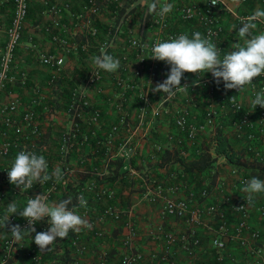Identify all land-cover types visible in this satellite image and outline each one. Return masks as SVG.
Listing matches in <instances>:
<instances>
[{
  "label": "crops",
  "instance_id": "crops-1",
  "mask_svg": "<svg viewBox=\"0 0 264 264\" xmlns=\"http://www.w3.org/2000/svg\"><path fill=\"white\" fill-rule=\"evenodd\" d=\"M98 10L92 9L88 0H28V10L24 19L22 35L16 47L13 57L11 73L14 78L9 80L0 94V104H6L14 97H19V105L13 110L12 116L20 119L27 104L33 97L40 95V101L35 105L39 114L38 126L41 137L36 141L45 147L44 157L49 160V174L59 165L55 158V146L59 135L70 129L71 118L67 111V102L73 94H84L88 105L81 120V130L89 133L90 138L83 141L81 135L71 147L68 160L72 173L68 179L72 185L78 187L93 182L97 185H107L114 189L112 199L119 216L106 215L99 226L101 232L95 234L94 230L84 228L79 233L70 231L68 238L57 240L50 251L43 254V264H121L123 255L139 250L141 258L137 264H167L158 254L162 249L163 241L152 231L176 230L182 231L189 224L193 225L200 235V244L195 253L201 264H257L259 256L248 255L246 247H242L235 241L227 242L223 251L221 263L211 253L209 233L207 231L208 214L200 215L199 222L189 221L168 215L161 218L159 209L162 202L160 197L149 199L146 194L147 181L151 178L163 179L169 176L170 183L177 185V195H184L188 187H198L201 177L190 175L180 170V163L175 160V153L179 147L186 150V154L178 157L193 159L200 149L210 147L212 135L209 131L200 132L190 141L184 140L181 145L168 139L169 134L176 135L177 129L172 121L175 111L184 105H188L187 98L193 96L199 103L196 109V118L201 119L204 105L212 99L220 110V119L223 123V131H226L232 142L233 148L243 152L242 142L233 136L231 131L232 121L236 117L229 104L233 99L242 103L243 107L251 110L255 117L258 109L254 107V100L250 94L249 85L238 92L236 89L225 90L224 82H215L211 72L205 74L186 72L181 80V91L168 99L167 94L153 92L156 84L163 82L170 72L169 67H160L150 73L138 67V50L129 44L133 36L143 41L161 34L163 30L156 24L149 22L147 9L140 5L139 0H96ZM151 2V0H149ZM165 0H160L163 4ZM174 5L173 10L167 14L171 29H181L190 26L176 12V6L180 3L196 2L200 5L205 0H166ZM58 5L60 10L52 12L51 5ZM159 7V5H158ZM264 10V0H222L218 9L220 20L223 24L221 41L223 42L221 58L227 52L232 51L233 43H243L239 38L238 30L242 26L236 19V14ZM10 9L8 4H0V48L5 39V26L9 21ZM264 33V28L257 23V29L253 35ZM53 34L66 38V45L62 48L59 42L52 38ZM101 48L108 54L119 59L120 68L109 73L101 69V79L96 86L87 82L89 73L94 69L92 57L101 54ZM56 54L61 57L57 67L50 66L42 59V55ZM128 54V62L123 67L121 56ZM148 54V52H147ZM152 53L149 54V58ZM151 61H159L150 58ZM21 72L25 73V79L21 80ZM119 77H126L130 81L138 83L137 90L125 89L123 91V105L127 111L129 125L115 132L111 130V124L117 120L116 101L122 91L117 83ZM260 78L264 79V76ZM258 78H254L256 80ZM209 82H215L217 91L211 95L208 90ZM139 89L148 94V111L142 122H139L138 98ZM223 93L224 105L217 103L220 93ZM93 109L100 112L96 121L90 119ZM0 113V125L2 123ZM27 132V130H25ZM11 136H21L14 128L10 129ZM129 137L134 145L131 152L121 154L118 152L117 142ZM30 137H22V139ZM178 149V150H177ZM15 147L10 149L4 161L13 164L17 155ZM155 154V156H152ZM3 161V162H4ZM186 161V160H185ZM251 166L249 163L244 162ZM224 168L229 164L223 162ZM170 173V174H169ZM225 175V174H224ZM53 179V178H52ZM224 185L226 190H233L231 175H225ZM4 185L0 177V187ZM231 187V188H230ZM64 186L55 192V196L63 192ZM245 187H239L238 193L247 196L243 191ZM236 190V189H235ZM213 192L215 189L212 190ZM217 193H214V195ZM92 196V190L88 191ZM212 197H206L193 206L209 202ZM14 202L18 211L26 207L24 197H5L3 208L0 211L3 217L7 213V205ZM49 204L56 203L50 198ZM264 205V193L253 194L251 203H247L251 212V225L261 231L258 243L264 245V225L257 219L255 206ZM82 218H96L101 214L103 203L97 202L91 197L89 214L82 215L80 209L71 204L68 206ZM228 221L236 220V213L226 209ZM10 215V214H8ZM11 217H21L12 214ZM9 218V219H10ZM5 220L0 221V253L2 239L7 234ZM78 234L86 244L84 251L79 252L70 243L72 235ZM27 234L18 241L14 248L13 257L21 264L29 262ZM174 257L171 264H189V254L180 246H174ZM262 256L264 251L262 250ZM255 254V253H254Z\"/></svg>",
  "mask_w": 264,
  "mask_h": 264
},
{
  "label": "built area",
  "instance_id": "built-area-1",
  "mask_svg": "<svg viewBox=\"0 0 264 264\" xmlns=\"http://www.w3.org/2000/svg\"><path fill=\"white\" fill-rule=\"evenodd\" d=\"M92 9L98 10L99 5L96 0H88ZM222 0H217V4H211L210 0H205L204 4L200 5L196 2L180 3L176 6V12L181 19L190 23L189 27L181 29H171L169 26L168 15L161 18L155 14L149 15V22L151 24L158 25L163 32L161 34L153 36L147 41L141 40L137 36H133L129 44L138 50V67L143 71H149L154 73L160 67H169L165 61H151L149 54L152 53V48L157 42L169 41L174 38H178L182 34H187L189 38H192V34L200 32L204 38H210L211 41L216 44L220 49V56L222 52L223 42L220 40L223 33V24L220 20L218 9ZM6 3L10 9L9 21L5 26V39L0 48V94L5 88L7 82L14 78L11 73L14 52L17 45L20 42L24 19L28 10V0H0V4ZM159 8V7H158ZM52 12L57 13L60 7L56 4L51 5ZM255 11H249L246 13L236 14V19L240 25L242 21L252 15ZM264 28V23L257 21ZM58 34H53L52 38L57 40L62 48L66 45V38L59 37ZM148 52V54H147ZM42 59L50 66L57 67L61 62V57L56 54H43ZM123 67L127 64L129 58L128 54L121 56ZM95 74V75H94ZM101 69L94 67L89 73L87 82L90 85L96 86L101 79ZM264 76V75H261ZM257 77L253 80V83L249 85V90L252 98H255L257 92H264V79ZM25 79V73L21 72V80ZM216 82V80H215ZM215 82H209L208 90L211 95H214L217 91ZM117 83L120 86L122 94L116 101L117 120L111 124L112 131H119L121 128H126L129 125L127 111L123 105V91L125 89L137 90L139 85L135 81H130L126 77H119ZM217 96L215 101L224 105L225 99L221 92ZM138 98L140 99L138 105V120L142 122L146 112L148 111V94L139 89ZM40 95L33 97L27 104L23 111L21 118L16 119L12 116L13 110L19 105V97H14L6 104H0V113H2V123L0 125V177L3 180L4 185L0 187V211L3 208V202L5 197L11 196L12 198L24 197V201L27 206V201L31 198H35L36 195H42L46 197L47 202L50 197L60 187L66 185L72 168L68 160V154L73 146L74 142L81 135V139L85 140L87 133H83L81 130V120L84 115L88 100L82 93L73 94L67 102V111L71 118L70 129L62 132L57 141V145L53 151H55V158L59 165V169L63 174V179L60 182H56L55 178L50 179L44 184L34 183L31 189H27L21 192L20 188L11 184L8 178V171L12 164L6 163L4 158L9 154L10 149L15 147L17 153L21 151L35 152L37 155L44 156L45 147L39 144L36 139L41 137V131L38 126L39 114L35 105L39 103ZM188 105H184L177 109L172 116L173 124L177 129V134H169L168 139L176 142L177 145H181L183 141L194 140L200 132L209 131L212 136L216 131H223V123L220 119V110L213 103L212 99L208 101L203 108L201 119L196 118V109L199 103L191 95L187 99ZM229 107L236 112V117L232 121L231 131L233 136L242 142L243 152H240L241 159L247 162L258 170H264V107L259 105L255 106L258 109L257 116H253L251 110L243 107L242 103L238 100H233L229 104ZM100 112L93 109L90 114V119L96 121L99 118ZM14 128L17 132H21V136H11L10 129ZM27 130V132H25ZM22 137H30V139H22ZM214 140V139H213ZM118 152L121 154L129 153L133 150L134 145L129 137H125L117 142ZM218 166L224 168L223 162H226V157L217 153L213 147L208 149ZM178 153L180 156L186 154V150L179 147ZM152 156H155L153 154ZM48 165L49 160L46 158ZM4 161V162H3ZM49 169V167H48ZM216 168L212 169V173ZM225 169L227 172L218 171L215 179V184L207 188L202 186L199 189L195 187H188L184 195H177L175 192L178 190L177 185L165 181L163 179L151 178L147 181L148 187L146 194L149 199H156L160 197L162 199L159 215L161 218H165L168 215H173L178 218H184L189 221L199 222L200 215L203 213L208 214L209 222L207 223V231L209 233V240L211 247L215 250V256L217 262L221 263L223 259V251L227 242L235 241L242 247H246L248 255L259 256L257 264H264V256H262V250L264 251V245L258 243L261 236V231L258 227L251 225V212L247 204L246 196H242L238 193L239 187H246V184L252 179L251 176L245 173H240L237 167H228ZM231 175L233 180V190H226L227 187L223 183L225 175ZM170 176V175H169ZM168 176V177H169ZM211 188V189H210ZM215 189L213 192L212 190ZM236 189V190H235ZM92 190V196L88 195V191ZM214 193H217L214 195ZM83 196L87 201L86 207H81L78 202V197ZM212 197L209 202H202L203 204L193 206L195 202H199L206 197ZM91 197L97 202L101 201L103 207L101 214L96 218H87L92 225V230L95 234L101 232L99 223H101L106 215L119 216V211L115 208L112 202L114 197V189L107 185H97L90 182L87 185H82L76 188L75 205L80 209L82 215H88L90 207ZM241 207V208H239ZM236 208H239L237 210ZM226 209H230L236 213V220L230 224L227 218ZM257 211L258 222L264 225V205L262 203L255 206ZM4 220L3 215L0 213V221ZM46 217L43 221L37 222L34 227L36 232L46 231L49 228ZM19 224L21 229L29 227L28 220L24 217H11L7 224V234L2 239L0 264H21L13 257L16 241L9 232L11 225ZM27 231L29 242L27 245V254L29 255V262L24 264H43V254L47 251L40 252L39 247L36 245L34 237L35 232L30 234V230ZM152 234L162 239V249L158 254H152V256L159 257L161 260L172 263L174 257V246L180 243V246L189 254V264H201L198 256L195 253L196 247L200 244V235L196 228L189 224L184 230H162L159 232L152 231ZM219 241L220 245H214L213 242ZM70 243L79 252L84 251L86 244L80 238V235L74 234L70 239ZM52 248V245L50 246ZM255 253V254H254ZM141 258L139 250H133L123 255L121 264H137ZM104 260L100 261V264H104ZM244 264H248L247 262Z\"/></svg>",
  "mask_w": 264,
  "mask_h": 264
},
{
  "label": "clouds",
  "instance_id": "clouds-1",
  "mask_svg": "<svg viewBox=\"0 0 264 264\" xmlns=\"http://www.w3.org/2000/svg\"><path fill=\"white\" fill-rule=\"evenodd\" d=\"M140 5L147 9L149 15L165 17L172 10L174 5L167 3L166 0L160 4V0H139ZM211 4H217V0H210ZM159 5V8H158ZM257 21L264 23V10L257 9L252 15L242 21V26L238 30V35L243 43H233L230 52H227L223 58L220 57V49L217 48L210 38H204L200 32L192 34L189 38L187 34H182L178 38L169 41L157 42L152 48L150 58L165 61L171 66L167 78L163 82L156 84L155 88H150L153 92H163L167 94L168 99L175 96L176 92L181 91V80L186 72L205 74L211 72L217 84L221 79L224 82L225 90L236 89L241 91L245 86L251 85L254 78L264 75V33L253 35L257 29ZM92 63L95 67L114 73L120 68L119 59L108 54L101 48V54L92 57ZM95 75V74H94ZM202 76V75H201ZM234 100V96L231 97ZM252 103L264 107V92H257ZM48 162L43 155H37L35 152L21 151L8 171V178L11 184L20 188L21 192L31 189L34 183L44 184L52 178L56 182L63 179V174L59 168L48 172ZM247 193L245 199L247 203L253 200V194L264 193V181L253 177L243 189ZM71 198L49 204L46 197L36 195L27 201V206L18 211L14 202L7 205V213L4 216L6 223L12 214H19L26 218L29 227L21 229L19 224H13L10 233L16 242L28 234L35 232L34 237L36 245L40 252L51 250L57 240L67 238L70 231L79 233L82 229H91L92 225L85 218H82L68 206L71 204ZM81 207L87 206L86 199L81 195L78 197ZM241 208V207H239ZM239 208H236L239 210ZM48 218L49 228L46 231L36 232L34 225L37 222ZM214 245H220L219 241L213 242ZM222 246V245H220Z\"/></svg>",
  "mask_w": 264,
  "mask_h": 264
},
{
  "label": "trees",
  "instance_id": "trees-1",
  "mask_svg": "<svg viewBox=\"0 0 264 264\" xmlns=\"http://www.w3.org/2000/svg\"><path fill=\"white\" fill-rule=\"evenodd\" d=\"M215 86H216V84H215ZM88 138H90L89 133H87V137L83 141L88 140ZM91 138H93V137H91ZM211 144H212L211 147H213L217 153L222 154L226 157L225 163L229 164V167H237L238 171L240 173H243V174L245 173L246 175H249L252 178L255 177V178H258L260 180H264V170H258L256 168L251 167V166L247 165L246 163H244V161L241 159L240 151L233 148L232 142L229 139L227 133H224L222 131H216V133L212 137ZM208 149H209V147L200 149L197 156L195 158L189 159V160L184 159L182 157H178L177 151L175 153V156L177 158H175L174 161L177 160V162L180 163L179 164L180 170H182L183 172H186L190 175L191 174L192 175H198L201 177V181L199 182V185H198V187H196V189H199L202 186H206L207 188L211 187L213 184H215L217 172L218 171H224L222 169V167H220L216 164L215 157H213L211 155V153ZM213 168H216V169L214 170L215 172L212 173L211 171ZM168 176L167 175L164 176L163 180L170 182V178ZM77 187L78 186L72 185L71 182L67 181L66 185H64L63 192L57 196H55L54 195L55 193H53V195L51 197L54 198L56 202L71 198V201H72L71 204L74 205ZM71 204H69V205H71ZM69 236H70V232H69V235L67 236V238ZM210 251H211V253H213L215 255V250L213 247L211 248Z\"/></svg>",
  "mask_w": 264,
  "mask_h": 264
},
{
  "label": "rangeland",
  "instance_id": "rangeland-1",
  "mask_svg": "<svg viewBox=\"0 0 264 264\" xmlns=\"http://www.w3.org/2000/svg\"><path fill=\"white\" fill-rule=\"evenodd\" d=\"M222 169L224 170V172H227V170H226L225 168L222 167ZM262 181H264V180H262ZM226 186L228 187V185H226ZM230 188H231V187H230Z\"/></svg>",
  "mask_w": 264,
  "mask_h": 264
}]
</instances>
